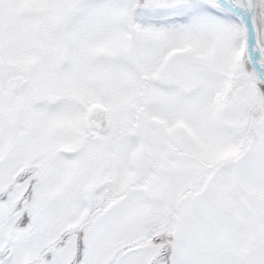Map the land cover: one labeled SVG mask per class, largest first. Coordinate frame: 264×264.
I'll list each match as a JSON object with an SVG mask.
<instances>
[{
	"label": "snow or ice",
	"instance_id": "obj_1",
	"mask_svg": "<svg viewBox=\"0 0 264 264\" xmlns=\"http://www.w3.org/2000/svg\"><path fill=\"white\" fill-rule=\"evenodd\" d=\"M0 264H264V0H0Z\"/></svg>",
	"mask_w": 264,
	"mask_h": 264
}]
</instances>
